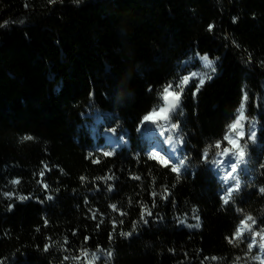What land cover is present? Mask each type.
Returning a JSON list of instances; mask_svg holds the SVG:
<instances>
[{"label": "trees", "instance_id": "1", "mask_svg": "<svg viewBox=\"0 0 264 264\" xmlns=\"http://www.w3.org/2000/svg\"><path fill=\"white\" fill-rule=\"evenodd\" d=\"M205 54L215 72L199 63ZM191 72L211 78L198 92L199 81L192 80L171 117L183 138L178 177L149 158L143 136L151 124L142 118L162 103L165 85L175 87ZM245 93L244 132L256 120L258 135L256 143L240 139L247 143L237 172L244 186L225 205L211 165L231 147L223 137ZM98 115L104 122L95 140L90 127ZM105 133L118 148L107 145ZM108 176L113 179H98ZM15 179L20 184L10 183ZM261 189L264 0H0L4 264H85L72 259L84 249L102 256L96 264H259L246 236L238 247L226 237L246 215L264 228ZM8 192L15 195H3ZM142 205L152 211L147 223ZM213 256L220 259H205Z\"/></svg>", "mask_w": 264, "mask_h": 264}, {"label": "snow or ice", "instance_id": "2", "mask_svg": "<svg viewBox=\"0 0 264 264\" xmlns=\"http://www.w3.org/2000/svg\"><path fill=\"white\" fill-rule=\"evenodd\" d=\"M51 3H55L56 0H50ZM27 6V5H26ZM7 23V22H5ZM214 25H209L208 30L212 31ZM199 55V54H198ZM200 59L203 61V66L206 69H210L212 72H215L214 63L215 61L209 59V57L205 54L204 56L200 57ZM211 76L208 73H197V72H191L189 75L182 76L179 81L175 84V87L173 86V83L169 82L167 85H165L162 90L160 91L159 98L162 101V103L158 104L157 106L153 107L150 112L145 114L142 118V124H151L155 125L157 128L161 129V135H163L164 132L168 131H174L176 130L179 125L176 123L171 122V114L174 113L179 107H180V101L181 97L184 93L185 87L189 84V82L193 79H197L199 81L196 91L198 92L200 87L203 86L205 79H210ZM248 101V96L245 93L242 102L240 106L236 110V117L235 119L226 127L225 135L223 137V140L227 142L228 145L231 147H224L222 151H218L216 155L222 156V157H228L231 156L234 159V163H230L229 167L230 170L227 168L224 169V175L221 177L222 180L225 182L226 185V191L224 192V195L222 196L223 204L227 205L232 200L233 192L239 191L240 188V179L237 173V169L239 168L240 164H243L246 162V148L247 143L241 145L239 143V140L242 139L245 136L244 132V122L248 119V117L245 115V105ZM114 131V130H113ZM23 140H32L33 137L31 136H25L22 138ZM249 139L252 141H255L256 139V133L255 131H251L249 135ZM167 143L170 145H173V151L175 150V146L183 143V138L179 137L174 139L172 136L167 137ZM212 147V146H209ZM216 149H221V141H217L214 145ZM112 152H104V156H111ZM149 158L156 160L158 163H160L165 168H170V170L174 173H177V176L179 177L180 169L183 166V161L181 160L179 164L173 163L171 159L166 158L164 155H161L158 152H151L149 153ZM203 158L207 160L208 158V149L204 150ZM99 160H94L93 163H99ZM213 164H216L217 167H219L221 164L224 163V161L220 160H213ZM44 168L46 170L48 169L47 165H44ZM41 177L44 175V171H41L39 173ZM81 181L83 182L86 180V177H81ZM98 179H105V180H111L113 177L108 176L104 178H98ZM133 179L139 180L140 177L136 176L133 177ZM228 181H234V187H227ZM19 179H15L10 181L13 185L20 184ZM42 183V181H41ZM43 187L45 190H47L48 185L43 184ZM109 191L112 190L111 186L108 189ZM167 189H164V192L167 193ZM262 192H264V189H261ZM3 195L12 198L15 194L13 192L3 193ZM157 193L153 192V207L155 206V196ZM20 200L28 199V197L19 196L17 197ZM52 197H48V199H51ZM163 199H167V195H162ZM113 211H118L116 205H110ZM195 211V210H194ZM121 216L126 215L125 212L121 211L119 213ZM145 215L151 216L152 211L150 208H148L147 205H142V211L140 219L144 221V223H147V220L144 219ZM93 219H96L95 213H93L92 216ZM198 219V218H197ZM47 223V221L45 222ZM102 223V221H101ZM120 223H123V221H120ZM256 225V219L252 215H246L236 226L235 231L233 232L231 237H226L229 244H232L233 246L238 247L239 243H242L245 238V233L250 234L249 242L247 243V251L250 254L253 248H259V252L264 255V228L260 230H254V226ZM114 228H115V222H114ZM190 227H199V224L197 225H190ZM133 230H135V224L133 225ZM131 232H121V235L123 236H130ZM259 238V240L257 239ZM87 240V238H85ZM67 242V241H66ZM48 248H45V251H47ZM111 252L107 253V257L110 260L111 259ZM262 255H256L254 257H251L253 260L259 261V264H264V258H262ZM81 258L84 259L85 264H96V261L100 259L99 256L96 255L95 252L89 253V250L84 249L82 250L81 254L76 257H72V259L79 261ZM65 260L69 259V257L65 256ZM205 259H211L213 261L219 260V257H206ZM241 259V257L237 256L236 261L238 262ZM0 264H4L3 260H0Z\"/></svg>", "mask_w": 264, "mask_h": 264}, {"label": "rangeland", "instance_id": "3", "mask_svg": "<svg viewBox=\"0 0 264 264\" xmlns=\"http://www.w3.org/2000/svg\"><path fill=\"white\" fill-rule=\"evenodd\" d=\"M198 61L200 63V60H198ZM201 66H202V64H201ZM202 67L204 68V66H202ZM204 69H206V68H204ZM206 70H208L209 72H212L210 69H206ZM191 82H192V80L189 82V84L185 88H187L191 84ZM176 114H177V110L171 114V117L176 115ZM85 117L91 118V114L89 112H87ZM100 124H102L101 118L98 117L92 121V126L90 127V132L92 134V137L95 140L98 139L99 135H100L99 131H98V125H100ZM165 134H167V135H165ZM245 135H246V133H245ZM249 135H250V132L248 129L247 130V138L248 139H249ZM168 136H172L174 139L177 138L175 131L164 132L163 135H161V129L157 128L155 125H150V127L146 130V132L143 136V141L146 144V146L150 149L151 152H156L155 147L158 146L162 149V151L158 152V153H160L161 155H164L166 158H168L167 156H169V159H172L173 157L174 158L176 157V154L178 152L172 155V153H170V151H168L169 150L168 147H167L168 150L166 149L167 145H166V139L165 138ZM104 140L106 141V143L109 147L118 148L117 141L109 133L104 134ZM249 141L252 142V140H250V139H249ZM164 149H165V151H164ZM180 151H181V148H180ZM180 153H182V151ZM171 156H173V157H171ZM178 156L175 158V161H172L173 163L179 164L181 160L183 161L182 154H180ZM172 160H174V159H172ZM216 160L217 161H220V160L224 161V163L221 164L219 167H217L216 164H212V166H211V170L214 173V175L217 177L218 181L221 183V185H222L221 190H223V189H226L225 182L221 178L224 175V169L227 168L228 170H230V167H229L230 163H234L235 161L231 156H228V157L218 156L216 158ZM184 168H185V162L183 161V166L181 167L180 170H184ZM237 172H238V169H237ZM234 184H235L234 181H228L227 187H234ZM243 186H244V181L240 179L239 191L233 192L234 198H236L239 195L240 191L243 189ZM254 230H260V228H257L256 226H254ZM246 237L249 239L250 234L247 233ZM257 239L259 240V238H257ZM257 249L259 252L258 247H257ZM259 254L262 255L260 252H259ZM96 255L99 256L100 258L102 257L99 254H96ZM262 258H264V255H262Z\"/></svg>", "mask_w": 264, "mask_h": 264}, {"label": "bare ground", "instance_id": "4", "mask_svg": "<svg viewBox=\"0 0 264 264\" xmlns=\"http://www.w3.org/2000/svg\"><path fill=\"white\" fill-rule=\"evenodd\" d=\"M199 60L201 61L200 63L203 65V61L200 59V57H199ZM165 139H166V145H167V146H166V149H167V147H168L169 150H168V149H167V150L170 151V153H172V155L175 154V153H177V152L179 153L180 148H181L180 144H179V145H176V146H175V150L173 151V145H170L169 143H167V137H166ZM155 151H156V152H161L162 149H161L160 147L157 146V147H155ZM164 151H165V149H164ZM178 153L176 154V157L178 156ZM167 157L169 158V156H167ZM171 157H173V156H171ZM176 157H175V158H176ZM178 157H179V156H178ZM175 158L173 157L172 159H174V160H172V159H171V160H172V161H175Z\"/></svg>", "mask_w": 264, "mask_h": 264}, {"label": "built area", "instance_id": "5", "mask_svg": "<svg viewBox=\"0 0 264 264\" xmlns=\"http://www.w3.org/2000/svg\"><path fill=\"white\" fill-rule=\"evenodd\" d=\"M100 117V116H99ZM101 118V117H100ZM101 120H102V118H101ZM249 132H251V131H255V133H256V137H257V133H258V124H257V121L255 120V121H253V122H251V124H250V126H249ZM256 140V139H255ZM252 142H255V141H252ZM224 192H225V190L223 189V190H220V192H219V194H220V196L222 197L223 195H224ZM234 199V197H232V200ZM247 234V233H246ZM245 234V235H246Z\"/></svg>", "mask_w": 264, "mask_h": 264}, {"label": "water", "instance_id": "6", "mask_svg": "<svg viewBox=\"0 0 264 264\" xmlns=\"http://www.w3.org/2000/svg\"><path fill=\"white\" fill-rule=\"evenodd\" d=\"M214 65H215V63H214ZM179 109V108H178ZM178 109H177V111H178ZM180 146H181V149L183 148V144H180Z\"/></svg>", "mask_w": 264, "mask_h": 264}]
</instances>
